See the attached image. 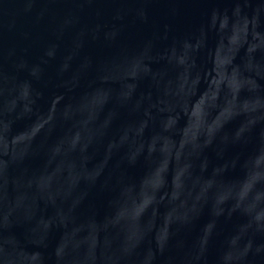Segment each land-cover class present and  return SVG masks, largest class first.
Masks as SVG:
<instances>
[{
    "label": "water",
    "instance_id": "obj_1",
    "mask_svg": "<svg viewBox=\"0 0 264 264\" xmlns=\"http://www.w3.org/2000/svg\"><path fill=\"white\" fill-rule=\"evenodd\" d=\"M0 264H264V0H0Z\"/></svg>",
    "mask_w": 264,
    "mask_h": 264
}]
</instances>
